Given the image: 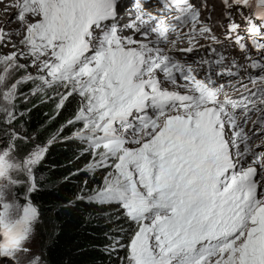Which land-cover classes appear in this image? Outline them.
Returning <instances> with one entry per match:
<instances>
[{
	"label": "snow or ice",
	"instance_id": "snow-or-ice-1",
	"mask_svg": "<svg viewBox=\"0 0 264 264\" xmlns=\"http://www.w3.org/2000/svg\"><path fill=\"white\" fill-rule=\"evenodd\" d=\"M222 4L225 38L245 59L249 47L256 54L248 67L259 73L247 83L215 49L196 66L166 50L178 39L188 53L200 37L219 43L192 0H159L155 13L143 0L7 5L17 27L0 26V48L12 49L0 55V258L30 251L40 215L31 194L47 148L21 157L26 138L10 127L20 87L32 83L31 95L55 91L58 110L79 97L68 124L81 125L73 137L92 156L86 170H106L88 200L115 205L116 221L127 222L126 242L106 247L126 251L122 264H264V150L255 151L264 144L250 143L264 135V0Z\"/></svg>",
	"mask_w": 264,
	"mask_h": 264
},
{
	"label": "trees",
	"instance_id": "trees-1",
	"mask_svg": "<svg viewBox=\"0 0 264 264\" xmlns=\"http://www.w3.org/2000/svg\"><path fill=\"white\" fill-rule=\"evenodd\" d=\"M33 87L32 83L21 85L23 95L15 101L16 120L11 127L26 138L17 141L19 150L33 141L47 148L34 170L37 190L31 194L43 226L39 250L45 263L119 264L126 251L106 247L113 239L126 242L127 237L119 229L127 231V222L116 221L115 205L88 200L100 187L106 170H86L92 156L84 151L86 145L73 137L81 125L68 124L79 106V97H70L58 110L55 91L31 95ZM4 129L0 124V132ZM20 192L23 194L24 189Z\"/></svg>",
	"mask_w": 264,
	"mask_h": 264
},
{
	"label": "rangeland",
	"instance_id": "rangeland-1",
	"mask_svg": "<svg viewBox=\"0 0 264 264\" xmlns=\"http://www.w3.org/2000/svg\"><path fill=\"white\" fill-rule=\"evenodd\" d=\"M13 2H14V0H3L2 4H4V5H2L0 3L2 6L7 8L6 12L0 13V26L6 25L7 31H12L17 27L15 20H12V23H7V21L12 19V17L15 15V13L17 11L15 7H7L8 4H12ZM212 3H214V4L212 5ZM1 5H0V7H2ZM201 5H202V7L206 8L205 10L207 13H209L210 15L212 14V17L216 19L214 21V30L216 31V33L221 34L222 26H219L220 21H222L224 25H226L227 22H229L226 15H225V10H224V6L222 4V0H204V1L201 0ZM205 10H203V11H205ZM122 17L125 18L124 16H122ZM232 17H233V19L236 20V22L240 23V25H241L240 31L243 33L244 24L240 20L239 14L236 12H233ZM16 42L18 43V38L16 39ZM184 42H188L187 39H184ZM195 43H196V45H201V46L202 45H208L211 47L214 46V42L212 40L203 39L202 37L198 38L195 41ZM169 45H171V44H169ZM169 45H167V46H169ZM196 48H199V46ZM227 49L231 50L230 46H228ZM10 51H12L11 47L0 48V55L8 53ZM231 53L233 54V56H235V57L237 56V53L234 49H232ZM29 71H34V70L29 69ZM248 76L249 75L247 73L239 72V75L235 79L236 80H243L245 83H247L248 82V80H247ZM60 91H62V90H60ZM229 91L231 94L235 93L234 90L229 89ZM235 95H236V93H235ZM3 127L6 129L8 126L3 125ZM5 129H4V132H5ZM11 129H12V127H11ZM4 132L3 131L0 132V138H2L4 136ZM37 145L44 146L41 144H37L36 142L33 141L31 143V145L29 147L26 146L25 149H23V151L19 150L18 154L21 157H23L24 155H26L29 151H31ZM103 180H104V178H103ZM103 180H102V183L100 184V187L103 185ZM262 192H264V190H262ZM41 230H43V226H42L41 221L38 220V222L36 223V226H35V231H34V234L32 236V239L27 244V247L30 249V251L28 253H24V252L18 253L15 261L10 260L8 258H0V264L2 262H5V264H30V262L36 256L40 257L39 264H46L45 259L39 250L40 249V246H39L40 238H39V236L41 235ZM123 257H125V256H123ZM120 262L122 264V260L119 261V264H120Z\"/></svg>",
	"mask_w": 264,
	"mask_h": 264
},
{
	"label": "bare ground",
	"instance_id": "bare-ground-1",
	"mask_svg": "<svg viewBox=\"0 0 264 264\" xmlns=\"http://www.w3.org/2000/svg\"><path fill=\"white\" fill-rule=\"evenodd\" d=\"M150 2H151V1L149 0V1H144L143 3L146 4V5H148V3H150ZM1 4H2V3H1ZM1 4H0V5H1ZM213 4H214V3H212V5H213ZM2 5H4V4H2ZM2 5H1V6H2ZM155 7L158 8L159 5L156 4ZM213 7H214V6H213ZM150 8H151V6L147 7L146 9L150 11ZM6 10H7L6 7H4V6L0 7V13H4V12H6ZM201 13H202V14H207L206 10H205V11H201ZM123 20H125V18L122 17V21H123ZM121 32H122L123 35H130V34H131V33L129 32V30L123 28L122 26H121ZM217 32H218V31H217ZM203 39H204V38H203ZM184 44H187V43H184ZM183 46H186V45H183ZM231 52H232V51H231ZM257 137H258V136H257ZM1 264H5V262H2Z\"/></svg>",
	"mask_w": 264,
	"mask_h": 264
}]
</instances>
